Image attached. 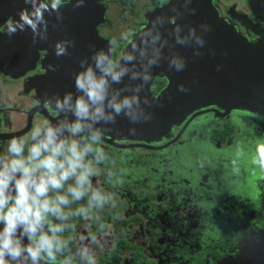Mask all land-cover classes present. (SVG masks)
<instances>
[{
    "label": "flooded vegetation",
    "instance_id": "af4514ba",
    "mask_svg": "<svg viewBox=\"0 0 264 264\" xmlns=\"http://www.w3.org/2000/svg\"><path fill=\"white\" fill-rule=\"evenodd\" d=\"M133 1H104L107 21L99 26V30L101 35L114 42L113 60L121 55L128 43L124 36L115 40L112 35L105 34L102 26H110L108 10L111 3L123 6L125 17L136 13ZM150 1L151 4L140 14L141 22L128 30L129 40L132 31L145 24V14L168 0ZM212 3L235 33L243 35L249 42L264 41V0H212ZM54 65V59L44 49L40 51L35 66L24 75L13 76L0 70V154L6 150L10 139L28 140L36 127L65 119L55 110V102L66 92L77 95L76 88L71 87L75 84L77 71L64 74L69 69H50ZM167 83L165 76L155 77L151 86L153 95H158ZM203 109L208 111L198 114L188 126L173 124L160 141L118 139L103 132L101 146L113 163L108 167L97 165V174L91 179L94 187L101 186L111 194L116 206L111 205V211L103 210L111 203L103 209H94L88 221L73 218L65 233L68 238H77L75 244L69 243L73 251L79 246V237L96 236L99 245L92 244L91 247L96 253L97 264H220L244 231L264 226L263 189L259 193L258 205L255 203L249 209L234 207L237 214L232 216L239 224H220V230L213 237L210 232L213 233L215 228L211 222L214 212L209 207L213 197L209 192L203 197L198 196L196 191L198 184L208 182L210 172L201 173L200 169L210 155L229 161L240 169L249 165L248 176L254 171H264L252 163L253 153L241 147L248 136L264 139V113L235 108L228 112L216 105ZM67 119L72 120V115ZM199 124L201 127H197ZM192 127L194 129H190ZM200 128L204 129L203 133ZM209 128L208 145L200 138L207 136ZM211 147L218 149L219 154L212 152ZM230 149L233 151L229 152ZM232 154H244V158L235 161ZM218 178L219 185H222L221 178ZM120 180L122 184L118 183ZM244 180L250 181L245 177ZM260 184L264 187V176L260 178ZM228 193L220 196L216 212L234 211H230L231 204L224 201ZM86 202L87 197L81 201ZM110 212L113 218L109 216ZM215 217L219 216L216 214Z\"/></svg>",
    "mask_w": 264,
    "mask_h": 264
},
{
    "label": "water",
    "instance_id": "95a60500",
    "mask_svg": "<svg viewBox=\"0 0 264 264\" xmlns=\"http://www.w3.org/2000/svg\"><path fill=\"white\" fill-rule=\"evenodd\" d=\"M104 1L83 0L81 6L74 7L79 0H66L60 9V20L55 13L45 12L47 39L37 37L34 41L30 28L11 36L0 31V70L13 76L24 75L35 66L44 49L56 63L50 69H69L64 74L79 72L81 61L87 59L91 63L96 51L104 50L111 58L112 52L108 49L112 41L99 30L107 21ZM23 9L31 10L25 0H0V27H4L8 19L18 21ZM157 17L166 18L162 25ZM150 22H154L155 27ZM146 26L151 27L147 34L148 54L142 55L139 47L133 50L128 43L123 51L132 52L133 59L116 64L117 70L125 71L119 83L110 82L104 102L105 113L113 111L109 100L122 102L128 98L130 106H124L114 122L97 124L103 132L118 139L160 141L173 124L188 126L198 114L208 111L203 108L209 105L223 107L228 112L235 108L264 113V41L249 42L235 33L218 15L212 0H168L145 14V24L132 32L130 40L139 42L144 35L141 29ZM177 26L186 44L177 42L173 34ZM158 29L161 40L167 43L158 63L150 66L148 58H156L154 50L160 46L159 41L152 39ZM190 29H194L195 35H189ZM200 39L204 42L202 46L198 43ZM59 41L70 42L66 55H56L55 44ZM173 54L184 63L180 71L169 66ZM157 76H165L168 83L155 96L151 86ZM64 111L67 116L71 115L70 107L65 106ZM59 115L65 118L64 113ZM261 203L264 211V199ZM220 264H264V226L244 231Z\"/></svg>",
    "mask_w": 264,
    "mask_h": 264
},
{
    "label": "clouds",
    "instance_id": "9594fccd",
    "mask_svg": "<svg viewBox=\"0 0 264 264\" xmlns=\"http://www.w3.org/2000/svg\"><path fill=\"white\" fill-rule=\"evenodd\" d=\"M64 2L25 0L31 10H21L20 19L9 21L0 27V31L11 36L30 28L34 41L37 37L47 39L44 13H55L58 20L62 19L60 9ZM82 4L83 0H79L73 6ZM165 19L156 18L160 25ZM150 24L155 27L154 22ZM179 31L178 26L173 29L177 42L186 44ZM141 32L144 35L139 42L129 40L128 34L123 39L133 50L139 47L141 54L147 55V34L151 27L146 26ZM189 35H195L194 29L189 30ZM152 39L153 42L159 41L160 46L154 50L156 58L149 56L150 66L158 63L160 52L167 43L161 40L159 29ZM69 43L57 42L56 55H66ZM198 43L202 46L204 42L200 39ZM108 51L114 53V42H110ZM175 56L173 54L169 66L180 71L184 63ZM131 59L132 52L122 51L116 60L104 50L94 52L91 63L82 60L81 70L75 75L77 95L66 92L63 98H56L55 110L64 113L65 119L36 127L28 140L12 138L8 141L6 150L0 154V264H97L96 253L91 247L92 244L99 245L96 236L79 237V246L73 251L69 243L75 244L77 238H68L65 233L73 218L88 221L94 209H103L109 203L116 206L111 194L101 186L94 187L91 179L97 174V165L108 167L113 163L101 146L103 130L96 125L114 122L122 108L130 106L128 98L122 102L109 100L113 111L105 113L104 102L110 82L119 83L125 71L117 70L116 64ZM66 105L71 108L72 120L67 119ZM252 163L264 170V142L256 145ZM85 197L86 204L81 203Z\"/></svg>",
    "mask_w": 264,
    "mask_h": 264
},
{
    "label": "rangeland",
    "instance_id": "374dc122",
    "mask_svg": "<svg viewBox=\"0 0 264 264\" xmlns=\"http://www.w3.org/2000/svg\"><path fill=\"white\" fill-rule=\"evenodd\" d=\"M134 2V1H133ZM134 4H136V8L134 15H126L125 17L122 14V7L120 4L114 2L111 3L109 6L108 10V16L110 19V22L108 25H103L102 30L105 34L112 35L115 40H118L120 36H124L125 34L128 33V30H130L131 27L134 25H137L139 22H141V17L140 14L143 10H146V7L151 4L150 0H135ZM133 32V31H132ZM197 127H201L199 124ZM194 129V127L190 128ZM200 133H203L204 129L200 128ZM211 128L208 129L207 136L203 139L200 138V141L202 140L204 143L209 145V140L211 137ZM264 142L263 138H257L253 139L252 137L248 136L247 142L241 146L243 149H247V152L253 153V156H255V147L258 143ZM212 152L215 154H219L218 149H215L213 147ZM230 151H233V149H230ZM232 159L235 161L240 160L241 158H244V154L242 155H231ZM208 161L207 159L205 160V165L200 169L201 173H207L210 172L209 174V179L208 182L205 181L204 184H198L197 190L198 191V196L205 195L207 192L211 194L213 197V202L209 203V207L211 211L214 212L213 217L211 218L212 226L213 228V233L210 232V235L212 234L213 237L216 236L218 231L220 230V227L218 225L223 224L229 226H232L234 223L238 221L235 220L233 216L237 214V211L234 210L235 206H240L243 207L244 209H249L252 205L255 203L258 205L259 203V193L264 189V187L260 184V178L264 176V171L262 172H252L251 176H248L250 174L248 170L250 169L249 165H247V168L245 169H240L238 167H235L231 164L229 161H222L218 160L216 157L213 155L208 156ZM234 161V163H235ZM208 162V163H207ZM221 178V183L222 185H219V178ZM244 177L248 181L244 180ZM206 180V179H205ZM218 180V181H217ZM235 188V191L233 189ZM228 193V198L224 199L225 202L231 204L230 211H233L232 213L228 212L225 213L224 211L222 212H216V208H218V203L221 198L220 196L223 195L224 193ZM251 195H254L253 197H250ZM256 195V196H255ZM104 211H111V204H109L106 208L103 209ZM238 210V208H237ZM216 214L219 216L216 219ZM233 215V216H232ZM109 216L112 218L114 215L110 212ZM231 218V220L228 222V220ZM239 218V217H236ZM130 247V246H129ZM146 254H148L146 252Z\"/></svg>",
    "mask_w": 264,
    "mask_h": 264
},
{
    "label": "trees",
    "instance_id": "16d2710c",
    "mask_svg": "<svg viewBox=\"0 0 264 264\" xmlns=\"http://www.w3.org/2000/svg\"><path fill=\"white\" fill-rule=\"evenodd\" d=\"M215 131H217V130H215Z\"/></svg>",
    "mask_w": 264,
    "mask_h": 264
}]
</instances>
